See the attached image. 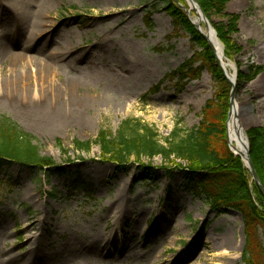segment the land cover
<instances>
[{"label":"rangeland","instance_id":"obj_1","mask_svg":"<svg viewBox=\"0 0 264 264\" xmlns=\"http://www.w3.org/2000/svg\"><path fill=\"white\" fill-rule=\"evenodd\" d=\"M6 1L21 3L24 17ZM174 1L187 8L186 0ZM5 2L9 10H0V40L7 45L0 55V116L32 134L41 156L60 167L41 170L16 162L0 167V264L4 251L23 259L35 250L21 230L24 221L33 227L31 233L44 237L51 255L71 239L78 243L73 251L80 242L112 240L111 250L100 258L70 264H244L241 213L232 207L218 213L205 196H194L187 161L143 158L153 175L146 179L133 161L124 171L103 160L96 145L80 156L74 146L77 139L94 140L101 129L115 132L129 117L153 126L161 141L177 125H200L217 82L209 66L196 60L201 49L191 34L175 29L164 10L166 1ZM225 12L239 15L235 39L243 51L236 58L242 70L256 69L253 80L234 90L247 131L264 125V0H228ZM226 19L223 13L213 21ZM62 38L69 48L66 60H51L47 50ZM47 59L60 65L57 76H43ZM80 74L85 83L66 85ZM76 184L86 189L91 184L92 198L83 189L70 195ZM53 190L56 196L49 198L45 192ZM123 192L127 197L120 199ZM123 212L126 216L116 217Z\"/></svg>","mask_w":264,"mask_h":264},{"label":"trees","instance_id":"obj_2","mask_svg":"<svg viewBox=\"0 0 264 264\" xmlns=\"http://www.w3.org/2000/svg\"><path fill=\"white\" fill-rule=\"evenodd\" d=\"M164 10L172 17L176 30L184 29L191 34L194 43L199 45L197 61L202 60L212 71L216 84L215 96L208 100L202 111V121L198 127L184 129L177 125L172 133L159 139V132L139 118L123 120L118 130L101 129L94 140H75L74 146L81 154H88L92 146L100 149L101 158L123 168L131 161L141 166L146 179L153 177L151 166L142 163L160 155L166 161L183 159L188 162V188L194 196H205L206 201L222 213L224 207L237 209L244 222L245 246L242 252L244 264H264V195L252 179L250 170L242 158L235 155L227 142V119L230 108L231 83L216 62V56L207 40L190 21L184 9L174 0H165ZM212 22L220 41L224 45L225 56L235 60L238 65L236 87L250 82L256 76V69L249 67L246 73L242 63L236 58L243 47L235 39L238 32V14L225 12L228 0H196ZM184 3V2H183ZM225 14L227 19L215 23V16ZM150 12L147 16L150 17ZM184 67L181 69L183 71ZM175 75L177 73H174ZM250 145V158L264 186V125L247 130ZM35 137L23 130L12 119L0 116V167L16 162L25 166L39 167L41 170L60 166L51 157L40 154L34 143ZM65 158L64 161H70ZM76 184L71 190L73 195L83 189L87 198H92L94 189L90 184L84 188ZM47 194L53 198L56 192ZM204 230V226L201 227Z\"/></svg>","mask_w":264,"mask_h":264},{"label":"bare ground","instance_id":"obj_3","mask_svg":"<svg viewBox=\"0 0 264 264\" xmlns=\"http://www.w3.org/2000/svg\"><path fill=\"white\" fill-rule=\"evenodd\" d=\"M2 1L5 2V0H0V10H4L6 7V11H8L9 8L7 9V6L2 4ZM186 1L188 3L187 11L190 17L192 18L194 22H197L201 26L202 31L209 36V38L211 39L216 49L218 57L221 60L223 67L227 71L229 77L234 78L236 64L232 60L227 59V57L225 56L224 47L222 43L220 42L215 32V29L212 26L210 27L209 30L205 28L202 24L203 23L202 15H201V11L198 5L191 0H186ZM5 3L8 4L10 8L14 9V11L17 14L21 15L22 10H23L21 3H13L10 1H6ZM39 26L40 27L43 26V24L40 23V21H38V27ZM68 49L69 48H68L66 39L62 38L58 42H56V45L53 50H50V51L47 50L48 57L51 60L55 59L57 61H60V60L65 61L66 56L68 54L67 53ZM6 51H7V45L6 43L3 44L2 39H1L0 40V55L2 53L4 54ZM20 55L22 54H19L18 56ZM30 62L33 63L32 57L30 58ZM42 64L44 68L43 76L53 77V75L54 76L58 75V68L60 65L56 64L54 60L53 62H51L49 59H47V61L42 62ZM85 77L86 76H83L82 74L72 76L70 77V81L66 82L67 83L66 85L75 86L81 83H85L86 81ZM33 109L31 110L32 113L36 112V110H33ZM240 113H241V108L238 103H235L232 108L230 118L228 120V138H229V143L232 146L234 152L245 156L248 150V138H247L245 128L242 126L240 119H239ZM41 115L42 113L38 112L36 114V117H40ZM127 185L128 184H125V188ZM121 196L122 197L120 199H125L127 197V195L124 194V192ZM27 198L30 200H34V198L32 197L30 193L27 194ZM45 204L47 203L45 202ZM52 212H53V209L49 210L48 219L51 216ZM123 215L126 216V214L123 212V214H120V215L116 214V217L119 218L120 216H123ZM40 217L44 219L47 216L46 214H43ZM32 229L33 227L31 226V224L27 221H24V224L21 227V230L27 234L28 238H30L29 243H31V245H34L31 247H33V249L35 250H33L32 252L29 251L28 254L25 256V258L23 259H13L9 250L4 251L6 256L2 258V261H1L2 264H70L73 260L79 259V258L80 259L100 258L107 251L111 250L110 245L112 244V240L111 239L104 240V239H101V237H98V239L100 240L97 242V244H95L94 242H80V249L73 251V246L78 243L74 239H71L66 246L59 248L58 251L53 252L51 255L49 252H46L44 248V237L41 238L37 232L31 233ZM3 230H4V226L0 225V231H3Z\"/></svg>","mask_w":264,"mask_h":264},{"label":"water","instance_id":"obj_4","mask_svg":"<svg viewBox=\"0 0 264 264\" xmlns=\"http://www.w3.org/2000/svg\"><path fill=\"white\" fill-rule=\"evenodd\" d=\"M191 1L195 2L198 5V7H199V9L201 11V15H202V22L204 23L205 28H207L209 30L211 26L213 27L211 21L208 19V17L206 16V14L204 13V11L200 7L199 3L196 0H191ZM187 14H188V12H187ZM191 21L195 25V27L197 28V30L203 35V37L209 43L210 47L212 48L213 52L215 53L216 60H217V64H219V66H220L223 74L227 78V80L232 84V90H231V94H230V110H229V117H230L232 108H233L234 104L236 103L235 98H234V96H235L234 90H235L236 81H237V74H236V70L237 69L235 68V76H234V78H230L229 75H228V73H227V71L225 70V68L223 67V65L221 63V60L219 59V57L217 55V52H216V49H215V47H214L211 39L209 38V36L202 31L201 26L197 22H194L192 19H191ZM215 32H216V30H215ZM216 34H217V32H216ZM227 140H228V143H229V138H227ZM229 145H230V143H229ZM238 155L241 156V158L244 160L245 164L247 165V167L249 168V170L251 172L252 179L255 181V183L257 184V186L259 188V190L264 195V186L261 183V180H260V178H259V176L257 174V171H256V169L254 167V164H253V162H252V160L250 158L249 144H248L247 154L245 156L244 155H241V154H238Z\"/></svg>","mask_w":264,"mask_h":264}]
</instances>
